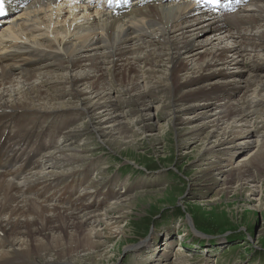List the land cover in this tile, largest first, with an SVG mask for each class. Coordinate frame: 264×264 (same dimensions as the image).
I'll return each instance as SVG.
<instances>
[{"label": "bare ground", "instance_id": "bare-ground-1", "mask_svg": "<svg viewBox=\"0 0 264 264\" xmlns=\"http://www.w3.org/2000/svg\"><path fill=\"white\" fill-rule=\"evenodd\" d=\"M133 2L129 8L131 10L119 14L109 12L108 9L102 8L103 6L79 5L74 0H36L23 10H19L14 2L13 10L18 13L14 14L13 19L5 22L0 32V193H2V196L0 194V264H82L85 261L99 264L109 255H101L93 249L97 248L95 239L101 237L99 231L109 230L110 225L107 221L110 219L107 216L111 214V209L110 212L102 214V218L98 215L89 217L92 224L90 222L88 224L74 212L70 213L67 209L47 205L51 201L46 198V190L38 189L42 185L44 176L40 175L41 171L38 172L40 165L36 158L30 165L29 162L22 161L19 170L13 171L19 167L15 166L19 159L13 154L10 155L13 149L9 150V147L16 148L21 154L31 153V159L37 154L36 149L31 148L33 152L29 150L30 142L23 136L28 131L25 118L30 115L33 117L32 126H36V117H40L46 111L73 108V111H79L84 117L91 118L96 126V130H93L94 134L102 145L108 142L114 143L113 145L117 147H127L124 150L131 153L128 147L132 141L128 140L134 137V134L130 131L129 125L120 129L118 120L113 123L111 112L117 110L118 104L120 105L122 101L125 105L129 104L128 98L131 97L133 101L135 100V104H140L141 111L149 115L147 120L142 119V116L137 118L135 125H140L138 130L153 133L155 127L150 115L152 103L145 105V100H149V97L157 99V93L164 94L169 102L177 103L172 105L173 109L176 106L173 112L176 116L169 117V121L171 123L179 121V125L185 126L178 134L180 144L185 147L187 141L194 139L200 142L199 152L202 150L204 153H201V156L197 154L200 161H204L205 164L199 165L198 172H203L204 182L208 183L209 180L213 184L219 183L217 174L212 172L226 173L222 180L224 191L231 190L235 184L241 191L251 193L250 196L248 195L249 200L255 197L253 196L255 189L251 191L250 188H256L251 185L256 184L257 177L252 175L251 165L259 168L257 164H264L262 155L264 135L258 136L256 141L252 140V137L256 136V129L245 124L243 126V123H248L247 117L251 112L247 113L243 105L247 104V108L249 103L259 101L261 104L263 99L259 100L257 97L253 99L254 97L250 96L253 102H249L247 98L242 100L244 102L242 105L241 101L240 104L238 103L240 98L237 101L235 97L241 91L243 93L245 90H252L251 87L255 82L253 79L250 80L251 77L242 81L247 74L245 60L254 63L255 69H260L258 73H262L261 69L264 71V56L257 54L253 59L251 58L253 56L246 58L243 54L245 44L249 42L256 53L264 48V30L262 31L260 27V24L264 27V0H252L245 9L225 16H214L184 0L173 2L133 0ZM123 4L125 2L120 1V5L124 6ZM140 5L145 7L139 8ZM63 8H67L65 12ZM121 11L122 9H118V12ZM64 13L67 17L63 15ZM216 36H221L218 40L228 45L217 46L210 52L207 51L206 47L216 41ZM229 41L234 43L232 42L231 45ZM199 47L205 51L202 49L197 52ZM183 59L191 60L193 67L189 69ZM145 61H148L149 65L152 63L166 67L168 78H165V81L170 83L161 84L162 79L156 78V81L154 78L155 81L148 82L153 87H146L147 81L135 68L137 64ZM231 64L236 68H230ZM106 66L113 71L112 79L117 82L120 92L128 95L127 98L117 100L116 104L108 100L114 94V89L103 86L106 80L107 71L104 70ZM81 67L88 71L77 76L69 75L71 69ZM43 69H52V71L39 74L40 77L34 76V73ZM65 71H68L67 76L58 74ZM151 72L154 73L153 70ZM14 75L19 76L18 82L11 79ZM252 76L262 83L257 89L253 86V94L258 95L259 89L264 90V75ZM41 79H45L44 83L41 82L45 90L40 86L36 87L34 83V80ZM140 80H142V88L145 89L142 90L143 92L139 90ZM89 82H92V91L102 95L106 101L90 104L84 102L83 97L86 93L80 90L82 86L78 89L77 86ZM65 84L72 87L71 92L74 96H78L76 105L59 103L51 110H46L51 107H42V101L46 100L50 105L48 99H54L48 94V89L64 90ZM16 85L20 86L21 91H14ZM63 92V96H66V91ZM256 105L255 107H258ZM165 108L172 107L166 105ZM194 122L196 124L193 126ZM22 129L25 131L20 134ZM206 129L207 133L202 135V130ZM29 131V137H33L36 133L34 129ZM78 132L79 130L74 135ZM242 136H246V140L240 142ZM6 142L8 147H2ZM252 143L256 144V148L249 157L246 156L244 159L246 161L231 165L233 157L246 152ZM44 144L48 147L45 151L52 148L51 141ZM59 152V157L70 161L81 158L79 156L81 154L76 153V150H73V155H65L63 150ZM27 167L35 168L37 172L33 170L35 173L27 172V175L19 178ZM221 169L226 171L222 172ZM254 171L261 172L257 169ZM85 173L86 178L90 172ZM69 174L73 177L76 173ZM85 178L82 179V176L73 178L71 184L62 193H58L61 199L59 205L66 198L70 206L72 204L70 195L73 196L80 191L85 200L82 203L86 202L90 193L84 192L82 181ZM64 180L60 178V181ZM74 183H77V186H73ZM153 193H142L141 197L151 196ZM38 200L46 205L38 203ZM120 201L113 206L119 209L115 212L118 214L117 217L113 219L121 221L125 218V210ZM12 202L17 203L15 207L12 206ZM97 226L104 228L94 231ZM123 233L120 231L114 234L123 235ZM186 234L188 233L181 232V236H184L182 240L187 236ZM178 238L180 239V235ZM217 239L220 238L214 237V242ZM224 242L225 240L221 241ZM141 244H146V241L141 242L136 247L137 250H140ZM6 245L8 248H5ZM4 248L9 251H5ZM169 254L164 252L161 255Z\"/></svg>", "mask_w": 264, "mask_h": 264}, {"label": "rangeland", "instance_id": "rangeland-1", "mask_svg": "<svg viewBox=\"0 0 264 264\" xmlns=\"http://www.w3.org/2000/svg\"><path fill=\"white\" fill-rule=\"evenodd\" d=\"M66 9L67 8H63V11L65 12ZM63 15L67 17L66 13ZM260 23H258V25ZM260 27L263 31L264 27L262 24H260ZM220 37L221 36H216V41H214L212 45L206 47V50L210 52L214 47L228 45L227 43L224 44L220 42L218 40ZM232 42L234 43V41H229L231 45L233 44ZM245 45V52L243 54L246 55V58L253 56L251 58L254 59V56L257 54L264 56V48L259 51V53H256L255 50L251 48L250 42ZM202 49L203 48L199 47L197 52ZM148 51H150V49ZM203 51L205 50L203 49ZM153 60L155 61L156 59ZM183 61L187 63L189 69L193 67L191 60L183 59ZM245 67L247 74L244 75L245 77L242 81L246 78L249 80L251 77L250 80L253 79L255 82L251 87L252 90L249 89L251 92L245 90L242 93L241 91L235 97L237 101L240 98L238 103L241 101L240 103L242 105L244 104L242 100L247 98L249 102L257 98H259V100L260 98L264 100V90L259 89L261 92L257 91L258 95L255 93L256 96L253 94L254 87L257 89V86H261L262 83L256 81L252 76L259 74L263 76L264 71L261 69L263 74L258 73L260 69H255L254 63H250V61L248 62L246 60ZM135 68L138 69V73L147 81L145 84L146 87H153V85L148 84L151 80L157 81V79H162L163 81L161 80V84H164V82L167 84L169 82L165 81L168 78V72L165 71L166 67H162L159 64L153 65L151 63V65H149L148 61H145L144 63L137 64ZM230 68L234 69L236 66L232 65ZM253 69L256 71H253ZM104 70L107 71L105 74L106 80L104 82L107 86L104 83L103 86L107 89L108 87L114 89V94L111 99L108 100L116 104L117 100H122L125 97L127 98L128 95L126 96L121 93L117 82L113 81V71L110 70V67L106 66ZM151 70H153L154 73H152ZM48 71H52V69H43L34 73V76L38 77L39 74L47 73ZM87 71L88 70L83 67L71 69L69 75L77 76ZM58 74L67 76L68 71L59 72ZM11 79L18 82L19 76L14 75ZM44 80L45 79L34 80L36 87L40 86L42 90H45L41 83H44ZM91 81L94 82V80ZM141 81L142 80L138 81L140 84L139 90L143 92L142 90L145 89L142 88L143 84H141ZM92 82L79 84L77 86V89L82 86L80 90L86 93L83 97L84 102L90 104L96 101H106V98H103L102 95H97L92 91ZM126 84L128 85L129 83ZM14 91H21L20 86L16 85ZM48 91V94L53 96L55 100L53 98L52 100L48 99L50 105L46 100L42 101V107H51L46 110L57 107L59 103H73L76 105L75 103L78 100V96L76 97L72 94V87H69L68 84H65L64 90L57 91L50 88ZM63 91H66V96H63ZM260 95L262 96L260 97ZM240 96L244 97L241 98ZM250 96L254 98L251 99ZM128 99H130V103H126L127 105H125L122 101L120 105L118 104L117 110L111 112V116L114 119L113 123L115 120H118L120 129L126 125L130 126V131L134 134V137L128 140L132 141L128 147L132 151L131 153L124 150L127 149V147H117L113 145L114 143L109 144L108 142L102 145L96 134H94L93 130H96L94 122L91 121L90 117L81 115L79 111H73V108H66L53 112L51 110L41 114L40 117L38 116L41 120L38 118L35 121L37 125L31 126L27 128V130L34 129V131H36L31 139L33 144H35L38 139H41L40 141L42 143L51 141L53 149L50 148L40 153L38 156V150H36L37 154L34 159H31V153L21 154L16 148L9 147V150L13 149L10 155L13 154L14 157L19 159V162L15 165L19 167L13 171L17 172L19 170L22 161L29 162L28 165H30L32 161H35L37 156L36 160L40 164L38 172L41 171L40 175L44 176L43 182L45 183L41 185V188L45 189V185L50 188V190L45 193L46 197L51 200V202L47 204L48 206L67 209L70 213L74 212L88 224L89 222L92 224V220L90 219L92 216H101L111 211V214L107 216V218L110 219L107 221L110 225L108 227L110 231H99L101 237L95 239L97 248H94L93 251L101 255L109 254L99 264H264V233H261V231H264V164H257L260 169L256 165H251L252 175L257 177L255 181L256 184L251 185V187L255 186L256 188H250L251 191L255 189L253 190V196L255 197L251 200H249L251 193L241 191L235 184L232 186L231 190H223L224 185L222 180L225 178L226 173L219 174V172H212L213 174H217L216 178L219 179V183L213 184V182L209 180H207L208 183H205L203 172H198L200 169L199 165L205 164L203 160V162L200 161L201 159H199L197 154L199 153L201 156V153H204L202 150L199 152L200 142L196 139L189 140L185 147H183L178 139V134L185 126L179 125V121H173V123L169 121V117L174 118L176 116V114L173 113L176 110V106L174 110L172 105H176L177 103L172 104L164 94L160 93H157V99L149 97V100H145V105L152 103L150 105L151 110H149L151 118L153 119L152 123L155 127L152 130L154 132L149 133L138 130L140 125H135L139 116L147 120L149 118L148 113H143L139 106L140 104H135V100L133 101L131 97ZM79 100H81L80 97ZM263 100L261 103L262 105L259 104V101L258 103H249L248 107L250 110H248V107L246 108L247 104L243 105L247 113L249 111L253 112L248 114V123H243V126L245 124V126H253L251 128L256 129V136L254 135L252 137L253 141H256L258 136L264 135ZM37 103L38 102H36V104ZM166 105L172 108H165ZM255 105L258 107H255ZM106 114L103 115L105 116ZM91 115L94 117L93 114ZM257 117H259V119ZM30 118L32 119V116L26 118L27 124L31 123ZM195 124L196 122L193 123V126ZM144 125H146V123ZM109 126H112V124H109ZM126 129H129V127H126ZM77 130H79V132L74 135ZM202 131V135H204L208 130ZM18 135L19 133L17 136ZM130 135L133 136L132 134ZM245 137L246 136H242L239 141H245ZM244 145L247 146L248 143H244ZM2 147H8V142ZM255 148L256 144L252 143L249 145L246 152L239 153L237 156L233 157L234 159L231 161V165L234 166L237 162L242 163L246 161L244 160L246 156L249 157L252 152L255 151ZM61 149L65 155H73V150H76V153L78 152L81 154H78L81 158L72 161L63 159L59 157V151H62ZM30 151L33 152V150ZM82 151L84 152L81 153ZM262 155L264 157V154ZM204 158L205 157H203V159ZM89 163L92 164L87 166V168L91 170L90 173L92 172L90 177L87 176L85 178V172H76ZM255 169L261 172H255ZM33 170L36 171L35 168L27 167L19 178ZM35 171H33V173H35ZM51 171L58 175L54 176ZM221 171L224 172L226 170L221 169ZM70 172L76 174L71 177L69 174ZM48 175H50V177L52 176L55 181ZM79 176H82V179L85 178L82 184L84 183V192L90 193L88 194L89 200L87 199L85 203H82V201L85 200L82 198L84 195L80 191L73 196L70 195V200L72 201L70 206H68L69 202L66 201V198L64 202L59 205V201L56 200V190L59 189L60 186L55 188V182L60 184L65 183L68 180H73L75 177L79 178ZM60 178L65 180L60 181ZM107 188H114V190L119 193L118 196L107 191ZM38 189H40V187H38ZM60 189H62V187ZM147 192H154L155 194L153 193L151 196L146 195L141 197L142 193ZM0 194L2 196V193ZM39 197H41V195ZM119 200H121V205L125 210V218L123 220L121 219V221L113 219L117 217L118 214L115 212L119 210L115 209L113 206ZM37 202L46 205L40 200ZM15 204L17 203L12 202V206ZM85 206L91 209L89 208L86 211ZM105 218L106 217H104V220ZM111 222L116 225L114 226ZM103 228L104 226L99 228L97 226L94 228V231ZM120 231L124 232L123 235L114 234ZM177 231H180L179 233H188L189 236L186 234L187 236L183 239V248H176V250H178L176 252V250L168 249L170 246L165 244V239L168 233L169 235H173L176 234ZM212 236L213 238L218 236L220 239L214 242L213 239L210 238ZM218 240H220L219 243H216ZM223 240H225V242L221 243ZM143 241H146V244H141V247H139L140 250H137L138 248L136 247ZM194 241L196 243H194ZM214 243H216L217 246H215ZM5 248H8V246L6 245ZM6 250L9 251V249ZM164 252L170 254L161 255ZM82 264L93 263L91 261H85V263Z\"/></svg>", "mask_w": 264, "mask_h": 264}, {"label": "snow or ice", "instance_id": "snow-or-ice-1", "mask_svg": "<svg viewBox=\"0 0 264 264\" xmlns=\"http://www.w3.org/2000/svg\"><path fill=\"white\" fill-rule=\"evenodd\" d=\"M8 3L11 2V0H7ZM199 3L200 0H197ZM204 3L209 4L213 7V9L217 8L218 6H224L227 7V5H221L220 0H204ZM6 0H0V16L6 15V8H5Z\"/></svg>", "mask_w": 264, "mask_h": 264}, {"label": "water", "instance_id": "water-1", "mask_svg": "<svg viewBox=\"0 0 264 264\" xmlns=\"http://www.w3.org/2000/svg\"><path fill=\"white\" fill-rule=\"evenodd\" d=\"M210 236V235H209Z\"/></svg>", "mask_w": 264, "mask_h": 264}]
</instances>
